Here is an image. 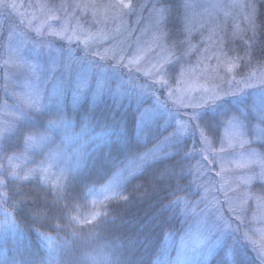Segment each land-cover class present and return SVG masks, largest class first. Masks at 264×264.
Returning a JSON list of instances; mask_svg holds the SVG:
<instances>
[{
	"label": "snow or ice",
	"instance_id": "6c2138e0",
	"mask_svg": "<svg viewBox=\"0 0 264 264\" xmlns=\"http://www.w3.org/2000/svg\"><path fill=\"white\" fill-rule=\"evenodd\" d=\"M16 7L17 5L11 3L10 0H0V9L4 11ZM41 7L48 9L49 19L55 21L56 24L55 26L47 24L46 28L41 26L34 30L36 35L32 37L33 48L39 49L36 52L37 56L44 48L55 51L61 58L66 54L69 62L64 64V68L68 77L66 80L61 77L50 91L45 87L44 94L37 86L33 93L22 101L24 107L20 110V115L15 122L0 132V160H8V167L0 168V177H2L0 187L11 188L16 195L21 197V200L13 207L17 211H26L32 220V226L28 232H22L23 239L17 247L18 255L29 254L30 249L27 242L32 239L29 233L34 234L37 241H51L52 237L41 232L40 229L45 226H54L59 230L60 225L55 222L63 216L58 214H63L69 206L65 204L62 207L61 202L77 200L88 190L89 186L84 182V170L80 165L83 163L86 168L87 160L90 158L87 155V145L101 139L104 147L110 148L118 156H123V160L114 161L109 170V178L116 176L120 180L119 191L106 197L110 203L115 202L118 206H127L133 203L134 194L142 193L136 198L150 197L154 199V203L151 205V215L141 225V229L154 225L160 228L162 235H169L171 232L166 229H173L176 220L183 216L186 222V219L191 216L196 221L199 245L205 248L207 255L221 256L217 264H247L245 256L248 245L243 242L247 239V234H241L239 224L233 227L236 220H241V210L232 209L235 215L234 220L231 215L225 216L216 204L206 203L205 208H200V204L206 201V197H202L201 200L190 199L196 194L194 188H199L201 185H196L195 180L190 179L193 173L190 161L197 149L195 145L189 149L188 138L198 136L199 154L202 155L203 160L214 163L215 144H220V152L225 151L224 140L220 137L219 130L225 123H231V120L226 119L229 113H235L232 120H237L242 115V111L235 105L243 103L242 97L246 95L244 89L252 88L251 81L257 76L260 78V94L264 96V0H248L244 5H231L234 8L243 7L247 10L245 19L248 21V31L251 35L245 32L240 36L244 45L243 56L237 54L229 57L228 53H222L223 60L220 56L216 57L218 64L213 71H218L220 67H223L227 73H235L228 83L234 82L236 90L225 92L224 95L219 94V89L215 92H207V99H202L195 106L191 103L185 104L184 100L177 97L175 90L172 89V84L177 83L179 77L188 71L183 59L188 54L185 46L187 49L194 47L191 44L192 29L189 26V12L195 5L190 0H152L151 3H143L142 0H108L104 4L71 5L74 8L92 9L93 17H97L95 23L106 24L112 21L113 23L118 22L121 27L126 17L150 11L155 21V32L158 34L154 37L157 47L163 50V42L168 41L175 51H172L170 55L161 56L146 70L141 68L139 55L122 56L114 49L103 54L93 51L91 42L103 38L105 33L102 30L97 33L85 31L81 40L80 22L77 20L76 27H72V21L67 16L58 15L65 5L58 6L53 3L51 6L42 5ZM99 9H103V20L98 19ZM7 31L8 43L7 45L0 43V47L7 48L10 59L13 56L21 59L19 52L11 44L13 30L8 29ZM235 35L237 33H234ZM73 39H76L77 47L84 53V58L89 55L99 57L91 61L94 67L87 74L78 73L75 78L72 76L71 62L78 61L81 57L73 55L71 48ZM3 40L4 36L0 34V42ZM57 40L68 42L67 53L64 48L54 47ZM230 51L237 52L235 48ZM253 58L257 59L260 71L253 69L246 72V69L252 67ZM8 62L6 60L5 65ZM97 69L103 71H97ZM236 75H240L241 79L236 80ZM128 81H131V84ZM46 83L45 81V85ZM112 85L115 87H111ZM69 91L72 93L74 103L90 94L93 104L87 110L76 111L70 116L60 107ZM106 93L118 97V100L110 108L98 111L96 104L105 102ZM161 97L164 99L161 100ZM170 100L173 105L192 107V114L185 119L174 107L169 106ZM259 115L261 122L264 123V105L261 106ZM77 126L80 131L74 133L75 137H87L88 139L77 150V166L74 173L64 177L63 184L56 185L55 194L52 195L50 201V189L25 192V182L45 180L48 169L44 166V161H41L36 168L25 172L23 168L13 164V161L26 155L34 147L52 143L53 132L67 133L70 128ZM240 127H244L242 122ZM97 129L100 131L97 132ZM161 138L165 142V149L161 150L160 156L153 154L150 149L143 153L139 151L142 141L145 142L144 147L146 148V144L161 143ZM64 139L69 140L71 137L65 135ZM246 142L241 140L240 146L243 147ZM228 146L233 147L234 145L229 141ZM168 148L171 151H167ZM205 153L207 155H204ZM109 155L111 157V153ZM253 155L258 154L253 153ZM259 159L262 169L259 178L264 180V157ZM130 160H140L142 163L130 171L126 163ZM204 167L206 165L197 161L195 169L198 176L203 175ZM142 177H147L146 184L135 183ZM39 186L38 183L37 187ZM78 187L79 192H77ZM5 197L6 194L0 195V200L6 202ZM4 215L6 221L11 216L7 212ZM99 215V213H93L92 220H96ZM109 215L110 213H104L105 222ZM70 219L78 223L76 217L73 216ZM13 226H15L14 221ZM190 232L191 226L186 230V234ZM181 240L183 241V237ZM137 246H143L139 237H128L126 248L130 256L127 259L119 256L118 247L117 252L112 253L111 258L106 259L104 264H142V261L134 258ZM37 248H39V243ZM261 253L264 254V248L261 249ZM13 264H34V262L30 259H21L13 261ZM153 264H180L179 254L176 260L167 259L165 254V259L161 261L159 253H156Z\"/></svg>",
	"mask_w": 264,
	"mask_h": 264
},
{
	"label": "rangeland",
	"instance_id": "374dc122",
	"mask_svg": "<svg viewBox=\"0 0 264 264\" xmlns=\"http://www.w3.org/2000/svg\"><path fill=\"white\" fill-rule=\"evenodd\" d=\"M10 2L15 3L17 7L7 11L0 9V34L4 36V40L0 43L7 45L9 39L7 30L12 29L11 44L19 52L21 59L15 56L10 59L7 48L0 47V117L2 131L19 117L20 110L24 107L22 101L30 96L37 86L44 94L45 87L50 91L61 77L65 80L68 77V73L64 68V64L69 62L66 54L61 58L55 51L44 48L41 54L37 56L36 52L39 49L33 48L32 37L36 35L34 30L41 26L46 28L47 24H53L54 26L56 24L55 21L49 19L48 9L41 7L42 5L51 6L53 3L58 6L65 5V8L58 15L61 17L67 16L72 21V27H76L77 20L80 22L81 40L85 31L97 33L102 30L105 33L103 38L91 42L93 51L103 54L114 49L122 56L139 55L142 70L150 68L161 56L170 55L172 51H175L168 41L163 42V50L157 47L154 37L158 34L155 32V21L150 11L126 17L125 23L121 27L118 22L113 23L112 21H108L106 24L95 23L97 17H93L92 9L71 7L74 4H104L108 0H10ZM142 2L151 3L152 0H142ZM190 2L195 5L189 12V26L192 29L191 44L194 47L193 49H187V46H185L188 54L183 59L184 66L188 71L179 77L177 83L172 84V89L175 90L177 97L184 100L185 104L191 103L195 106L202 99H207V92H215L219 89V94L224 95L225 92L236 90L234 82L228 83L235 73L229 74L223 67H220L218 71H213L218 64L216 57L220 56L223 60L222 53H228L229 57L235 56L238 51L232 52L230 49L235 48L237 50L239 47L241 53L244 54V45L240 36L244 35L245 32H247V35H251V32L248 31L249 25L245 19L247 10L243 7H231L233 4L244 5L248 0H190ZM98 11V19L103 20V9ZM73 17L75 19H72ZM117 28H119L118 31ZM234 33H237V35L234 36ZM54 47L57 49L64 48L65 53H67L69 44L67 41L57 40ZM71 48L74 56L81 57L78 61L71 62L72 76L75 78L78 73L87 74L94 67L91 61L97 60L99 57L89 55L84 58V53L77 47L76 39H73ZM172 58L175 59V57ZM6 60L9 61L7 65H5ZM251 63L252 67L246 69V72L253 69L259 72L260 66L257 61H251ZM97 71L103 70L97 69ZM240 79V75H236V80ZM45 81L47 82L46 85ZM128 83L131 84V81H128ZM251 83L253 87L245 88L244 93L254 95L252 98H254L255 103H252L251 109L253 116L257 118L256 123L246 122L240 118L237 120H232V117L228 119L231 120V123L225 124L221 136L224 140L225 151L220 152V144H215L214 163L203 160L202 155L199 154V161L206 167L202 169L203 175L198 176L195 169L196 163L193 168V178L196 185H201L198 188L201 192L199 200L206 197V201L200 204V208H205L206 203L216 204L225 216L231 215L234 220L235 215L232 209L241 210V220H236L233 227L235 228L239 224L241 234H247V239L243 242L262 262L264 261V254L261 253V249L264 248V180L259 178L262 171L259 158L264 157V152L261 150V145L264 143V123L261 122L259 110L264 105V96L260 94L259 76L253 78ZM111 87L114 88L115 85ZM165 95H167V92H165ZM246 95H243V97ZM115 98L118 97L106 93L104 101ZM163 99L164 97H161V100ZM86 100L93 103L90 94L74 103L72 93L69 91L60 107L67 113L74 114ZM168 103L185 119L192 114V107L185 108L179 106V104L173 105L171 100ZM241 122L244 125L243 128L240 127ZM74 133H76L75 127L70 128L67 133L62 131L53 132L52 143L41 144L32 148L26 155L14 160L13 164L18 165L19 168H23L27 172L28 169L36 168L41 161H44V166L48 171L46 179L41 182L54 187L58 183L63 184L64 177L73 174L76 170L77 150L88 139L87 137L76 138ZM65 135L71 137V139L65 140ZM161 139V143L154 144L149 148L156 156H160L162 154L161 150L165 149V142H163V138ZM241 140L247 141L243 147L240 146ZM229 141L234 145L233 147L228 146ZM166 150L171 151L170 148ZM253 153L258 155L254 156ZM204 155H207V153ZM149 159H151V156H149ZM209 159H212V157H209ZM141 163L140 160H130L127 164L131 171L140 166ZM119 184V178L113 176L105 186L95 193L91 202L90 214L87 215L88 219H92L93 213L101 215L102 204L109 202L106 197H110L114 192L119 191ZM205 189H207L206 192ZM217 202L219 203L217 204ZM5 212L11 214L7 221L5 220ZM13 221L15 226H13ZM186 222L184 218V224L186 225L180 233L172 232L166 235L160 260L165 259V254L167 259L176 260L179 254L180 264H208L214 254L212 256L207 255L205 248L199 245L195 219L189 216ZM190 226L191 232L186 234V230ZM17 233L18 225L12 213L0 200V243ZM181 237H183V241ZM44 242L47 243L49 250L55 244H58L54 237L51 241Z\"/></svg>",
	"mask_w": 264,
	"mask_h": 264
},
{
	"label": "trees",
	"instance_id": "16d2710c",
	"mask_svg": "<svg viewBox=\"0 0 264 264\" xmlns=\"http://www.w3.org/2000/svg\"><path fill=\"white\" fill-rule=\"evenodd\" d=\"M231 44V43H230ZM228 44V45H230ZM242 49V48H241ZM238 54L243 56L240 47L237 49ZM252 61H257L253 58ZM254 96V95H253ZM252 93L243 97L242 104H236L235 106L242 111V115L239 117L246 122L256 123V117L252 114L251 105L255 103ZM118 98L109 99L103 104L97 102L96 106L98 111L110 108V106ZM92 101L86 100L85 103L79 107L80 112L87 110ZM235 104V101H234ZM245 109V110H243ZM71 116L72 113L68 112ZM235 113H229L226 119H230ZM245 117L247 119H245ZM226 124V123H225ZM225 124L220 128L219 135L222 136V130ZM75 131L79 132L80 128L75 127ZM97 132L100 129L96 130ZM0 132H2V121L0 117ZM167 133H165L166 135ZM141 142L139 151L142 153L152 147L154 144H146ZM217 144V143H216ZM195 145L197 151L193 153L191 159V165L195 166L199 161V148L200 142L198 136L195 138H188L189 149ZM261 150L264 152V143L261 145ZM18 151V150H14ZM111 153V157L110 154ZM11 155V153L9 154ZM87 155L90 157L87 160V166L81 164V169L84 170V182L88 184V190L83 195L72 201H62L61 206L68 204L69 206L64 210L63 218L57 220L55 223L60 225L59 230L54 226H45L40 231L47 233V235L54 237L58 244L49 250L47 243L44 241H37L34 234L32 239L28 241L30 249L29 254L20 256L17 253V247L20 241L23 239L22 232L27 233L28 229L32 226L31 217L26 211H17L13 207L21 200V197L14 193L11 188L0 187V195L6 194V202L2 200V203L12 213L14 220L18 225V233L13 236H9L4 242L0 243V264H13V261H19L21 259H30L34 264H104V261L111 258L112 253L117 252L118 255L127 259L130 256L129 251L126 248V240L128 237L138 236L139 240L143 242V246H137L135 251V259L142 261V264H153L156 258V253L159 256L162 255L163 247L165 244L166 235H162L159 227L151 226L141 229V225L151 215V205L154 203V199L150 197H144L143 199H137L136 196L142 193L134 194L133 203L130 205H117L115 202H107L102 204L101 215L96 220L88 219V214L91 211V202L95 193L101 189L106 183L113 177L109 178V170L114 161L123 160V156H118L116 153L108 147H104L101 139H97L95 143L87 145ZM128 163V161L126 162ZM8 160H0V168H7ZM2 178V177H0ZM190 179L194 180L193 173ZM147 177H142L135 183H145ZM25 192H36L43 189H50L49 201L52 195L55 194V187L43 182L33 180L31 183L25 182ZM39 183V187H37ZM131 190V188H129ZM80 188H77V192ZM195 195L191 196L192 200H199L201 192L198 188H194ZM43 203V201H41ZM100 212V210H99ZM104 213H110L105 222ZM76 217L77 222H72L70 217ZM187 223V222H186ZM95 225V227H94ZM184 217L181 216L175 221V227L170 231L180 233L185 228ZM75 233V235H73ZM91 237V239H89ZM230 242V241H229ZM39 243V248L37 244ZM219 251V249L217 250ZM221 259L219 255H213L208 264H217ZM247 264H262L257 257L247 248V254L245 256Z\"/></svg>",
	"mask_w": 264,
	"mask_h": 264
}]
</instances>
